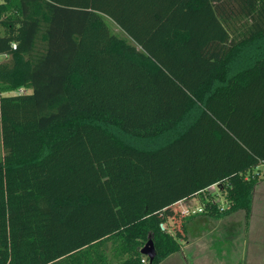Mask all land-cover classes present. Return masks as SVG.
Here are the masks:
<instances>
[{
    "label": "trees",
    "instance_id": "obj_1",
    "mask_svg": "<svg viewBox=\"0 0 264 264\" xmlns=\"http://www.w3.org/2000/svg\"><path fill=\"white\" fill-rule=\"evenodd\" d=\"M0 133V264L159 263L264 180V0H0Z\"/></svg>",
    "mask_w": 264,
    "mask_h": 264
},
{
    "label": "rangeland",
    "instance_id": "obj_2",
    "mask_svg": "<svg viewBox=\"0 0 264 264\" xmlns=\"http://www.w3.org/2000/svg\"><path fill=\"white\" fill-rule=\"evenodd\" d=\"M111 28L118 36L125 37L114 24L111 25ZM24 92H27V90L20 88L4 94ZM259 167L262 173L264 164ZM209 193L212 195L213 200L220 203L223 208L226 206L228 198L225 192L219 190L217 186H213L209 189ZM259 197L262 200L260 206H264V191ZM184 205L188 208L186 207L187 209H183V211L188 210V212H191L196 209L195 204L192 202H186ZM199 218H204L206 223L200 221L188 225L185 236L189 242L183 243L182 241L180 251L171 253L157 264H264V208L259 210L253 219L247 220L246 223H243L238 217L233 223L216 227L214 217H211V219L200 216L196 219ZM168 224L166 222L165 226L168 231L172 232ZM106 245L108 246L109 242ZM144 263L147 264L148 261L145 260Z\"/></svg>",
    "mask_w": 264,
    "mask_h": 264
},
{
    "label": "crops",
    "instance_id": "obj_3",
    "mask_svg": "<svg viewBox=\"0 0 264 264\" xmlns=\"http://www.w3.org/2000/svg\"><path fill=\"white\" fill-rule=\"evenodd\" d=\"M263 185H264V180H260L255 185V187H254V189L252 191L251 205H250V210H249L248 213H245V211L243 209H238V210L233 211L231 213H228L226 215H223V216H220V217H214L216 219V227L225 226V225H228L229 223H233L235 221V219H237L238 217H240V220L243 221V223H246L247 220L253 219V217L256 215V213L259 210H263V208H264V206H260V203H261L262 200L259 197L260 194L264 191ZM213 186L214 185L210 186L209 189L211 187H213ZM219 190H221V189H219ZM214 201H216V200H214ZM186 202H189V203L192 202L193 204H195L196 209L191 211V212L184 213L183 209H187L188 208L186 205H184ZM197 202L199 203L198 206H197ZM201 206H202V204H201V201H200L198 196H193V197H190V198L181 199V200L175 202L174 208L177 211H179L181 214H188V215L193 216L192 219L190 220V223L187 224V230H188V227H189L188 225H190L193 222L195 223V222H200L201 221L203 223H206V220H204V218L203 219H200V218L196 219V218H198L200 216L201 217H208V218L213 217V216L204 215V214L199 213L200 211L198 210V208L201 207ZM217 206L218 207H222V205H220V203H217ZM226 206H228V202H226ZM182 241H183V243L184 242L185 243L189 242L187 239L186 240H181V243H182Z\"/></svg>",
    "mask_w": 264,
    "mask_h": 264
},
{
    "label": "water",
    "instance_id": "obj_4",
    "mask_svg": "<svg viewBox=\"0 0 264 264\" xmlns=\"http://www.w3.org/2000/svg\"><path fill=\"white\" fill-rule=\"evenodd\" d=\"M163 228V226L161 225ZM140 253L147 256L148 262L150 263L155 256V249L151 239H148L145 244L141 247Z\"/></svg>",
    "mask_w": 264,
    "mask_h": 264
},
{
    "label": "built area",
    "instance_id": "obj_5",
    "mask_svg": "<svg viewBox=\"0 0 264 264\" xmlns=\"http://www.w3.org/2000/svg\"><path fill=\"white\" fill-rule=\"evenodd\" d=\"M214 186H216V185L214 184ZM220 208H223V207H220ZM225 208H228V206H226ZM198 210H201V207L198 208ZM183 212L186 213V212H188V210H185V211H183Z\"/></svg>",
    "mask_w": 264,
    "mask_h": 264
},
{
    "label": "clouds",
    "instance_id": "obj_6",
    "mask_svg": "<svg viewBox=\"0 0 264 264\" xmlns=\"http://www.w3.org/2000/svg\"><path fill=\"white\" fill-rule=\"evenodd\" d=\"M15 47V46H14Z\"/></svg>",
    "mask_w": 264,
    "mask_h": 264
}]
</instances>
